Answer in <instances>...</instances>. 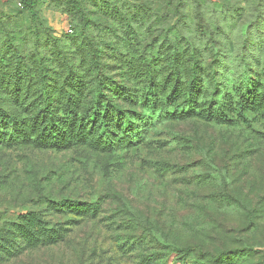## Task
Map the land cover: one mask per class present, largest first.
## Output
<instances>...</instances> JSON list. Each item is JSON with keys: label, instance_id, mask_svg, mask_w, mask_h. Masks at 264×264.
Masks as SVG:
<instances>
[{"label": "rangeland", "instance_id": "rangeland-1", "mask_svg": "<svg viewBox=\"0 0 264 264\" xmlns=\"http://www.w3.org/2000/svg\"><path fill=\"white\" fill-rule=\"evenodd\" d=\"M37 1L38 21L20 0H0L1 53H15L4 46L10 39L30 76L21 82L18 77L16 86L0 80V104L23 117L27 133L32 132L28 119L36 117V53L50 49L48 86L59 109L67 94L78 102L73 120L82 117L91 86L87 50L72 11L52 0ZM92 3L90 33L103 43L104 73L114 82L115 99L107 96L118 108L111 113L116 142L108 151L93 148L92 140L35 145L22 140L10 121L3 123L0 227L27 210L69 227L63 241L3 264H140L146 250L138 240L145 237L154 249L163 240L212 252L247 246L252 252L242 264H264V116L258 113L264 103L236 124L177 119L171 113L179 112L183 97L171 93L178 84L168 73L170 52L183 53L184 64L192 51L199 58L201 83L217 89L216 99L234 102L245 80L262 92L264 0ZM52 39L65 56L44 46L57 47ZM0 76L6 79L5 71ZM74 76L81 78L78 87ZM206 97L199 92V103ZM69 200L94 204L99 211L86 217L52 210L56 202ZM69 219L76 222L66 224Z\"/></svg>", "mask_w": 264, "mask_h": 264}, {"label": "trees", "instance_id": "trees-1", "mask_svg": "<svg viewBox=\"0 0 264 264\" xmlns=\"http://www.w3.org/2000/svg\"><path fill=\"white\" fill-rule=\"evenodd\" d=\"M58 4L67 6L72 11L77 20L80 36L83 39L85 49L87 50V58L91 73V86L87 91L86 103L82 108V117L73 120L71 114L76 111L78 102L71 97V93L67 94V98L62 103V108L59 109L60 101H57L51 89L48 86L50 69V49H47V54L36 53V68L35 79L32 85L36 87L37 104L34 108L33 115L28 119V124L32 132L27 133V128L24 127L23 117H17L0 104V129L3 123L10 121L12 126L19 128L22 132L25 141H29L35 145L49 144L51 146H66L79 141L92 140L93 148L99 151H108L113 149L116 142L117 134L112 130V112H118V108L111 104V100L115 99L112 90L114 82L106 78L105 70V54L103 43L92 38L90 28L93 24L92 13L96 14V8L92 3L94 0H52ZM26 10L31 14L32 20L37 19L36 4L37 0H20ZM92 9V10H91ZM87 13V14H86ZM35 27V26H34ZM35 41H39V34L36 28ZM56 41V39H52ZM52 43V42H51ZM50 42L44 44L45 47H51L53 50H60L59 44L51 46ZM5 47H12L15 53L7 56L1 53L0 45V75L5 71L6 79L0 76L1 81H12L16 86L17 78L21 80H30L29 74L25 73L23 68L26 63H23L22 56L16 50V47L11 43L10 39L4 42ZM62 52V51H61ZM63 53V52H62ZM65 56V53H63ZM176 50L170 52L168 73H171L174 78L175 86L171 93L179 94L183 97V103L179 112L173 111L172 117L177 119H186L197 117L204 121H212L217 124H236L238 122H246L247 113L264 103V90L259 92L258 85L254 82L245 80L239 87V98L234 102L232 99L226 98V101L216 99L217 89L211 86L203 85L200 79L201 71L199 58L191 51L188 59L184 64L179 62L180 55ZM6 58V59H5ZM64 59V58H63ZM24 64H22V63ZM66 62V61H65ZM4 64V65H3ZM27 66V65H26ZM169 68H171L169 70ZM150 72V70H149ZM185 74V79L182 76ZM246 76L247 73H246ZM152 77V76H151ZM150 77V81L152 78ZM73 83L76 87L80 85V76H74ZM218 81V79H217ZM218 86V83H215ZM112 88V89H111ZM207 94L206 99L202 104L199 103V92ZM223 93V91H220ZM113 96H111V95ZM107 95H110L111 100ZM227 97V96H225ZM169 98H166V103ZM229 105H228V104ZM152 112L153 104H147ZM165 103L163 104V110ZM233 115L228 112L231 110ZM260 116H264V108L258 111ZM79 115V114H78ZM33 135L32 139H29ZM90 135L91 139H85ZM52 210L61 212H70L80 216L95 217L99 211L94 204L81 203L76 200L56 202L51 205ZM65 208V210L63 209ZM249 213V212H248ZM248 216H251L250 214ZM76 221L69 219L66 224H74ZM137 226L141 223L133 221ZM69 227L56 222L51 223L44 219L42 214L36 210H27L17 214L14 221H10L0 227V264H3L10 259L16 258L24 252L39 247H46L57 244L64 240ZM142 238L138 240V247L142 246L146 253H142L140 264H242L247 256L252 252L250 247H240L231 250H217L212 252L204 249L199 244H184L180 245L166 240L158 241L157 248L154 249L150 240ZM155 250V251H153Z\"/></svg>", "mask_w": 264, "mask_h": 264}]
</instances>
